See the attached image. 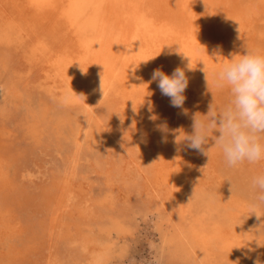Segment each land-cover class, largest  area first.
<instances>
[{
  "label": "bare ground",
  "instance_id": "bare-ground-1",
  "mask_svg": "<svg viewBox=\"0 0 264 264\" xmlns=\"http://www.w3.org/2000/svg\"><path fill=\"white\" fill-rule=\"evenodd\" d=\"M25 1L44 24L60 22L65 30L62 33L65 43L58 49L61 48L62 56L53 62L63 68L69 99L79 108L64 111L58 116L57 126L79 144L84 138H96L102 131L98 103L102 76L104 90L114 87L123 102L132 105L135 97L144 98L155 88L151 66L162 52L167 57V75L177 67L184 68L189 80L186 92L195 97L194 103L200 101L202 105H198L206 111L213 103L219 112L232 99L227 87L215 88L219 69L232 58L246 54V48L264 56V30L258 28V23L264 21V0H140L142 5L138 0ZM177 50L191 56L192 71H187L186 62L175 54ZM205 68L210 88L205 83V71H202ZM47 69L50 70L49 65ZM184 123L163 132L160 130L163 126L158 124L141 156L143 163L132 159L123 172L124 175L131 172L128 176L135 179L142 175L154 196L162 199V204L156 207L168 220L163 253L186 264H264L261 236L264 206L256 209L261 215L259 219L251 215L256 194L252 180L264 173V160L229 167L211 138L206 146L211 158L187 149L183 143L177 145L174 143L177 137L182 139L192 132V123ZM4 135L5 130L0 126V141ZM72 174L66 173L58 181L51 236L58 229L64 232V225H67L65 238L75 235L70 228L74 213L70 208L64 209V201L71 189L84 194L86 188L83 183L75 185ZM11 185L0 159V264H8L1 245L19 227L14 225L18 221H13L14 212L3 196ZM97 216L92 211L84 229L80 226L86 264H106L110 257V238L101 242L90 223ZM109 221V230H126L119 220L110 217Z\"/></svg>",
  "mask_w": 264,
  "mask_h": 264
},
{
  "label": "rangeland",
  "instance_id": "rangeland-1",
  "mask_svg": "<svg viewBox=\"0 0 264 264\" xmlns=\"http://www.w3.org/2000/svg\"><path fill=\"white\" fill-rule=\"evenodd\" d=\"M138 3L142 5L140 0ZM53 23L44 24L25 0H0V126L5 130L0 141V159L12 184L3 196L14 212L13 221H18L14 225L19 226L6 244L1 245L4 259L8 264H68L72 261L86 264L80 226L84 229L93 211L98 213L90 222L94 234L101 242L108 238L111 241L106 264H186L162 251L164 232L168 228V220L156 207L162 204V199L154 196L142 175L135 179L130 177L131 172L125 175L123 172L132 159L143 163L148 140L157 131L158 124L163 129L184 122L190 124L193 114L207 120L208 111L202 109L200 101L194 103L195 97L185 91L184 109L188 115L181 114V109L171 107L169 99L161 95L157 83L141 100L135 97L132 105L123 102L114 87H106L105 95L98 96L100 135L77 143L57 126L58 116L79 106L69 99L63 68L53 62L62 56L61 48L65 43L62 38L65 30L60 22ZM258 25L264 30V21ZM164 55L157 54L152 73L156 69L168 73ZM259 135L263 143L264 133ZM71 172L74 184L83 183L86 188L84 194L71 189L64 201V209L70 208L74 213L70 228L75 235L65 238L67 225H64V232L58 229L51 236L58 181ZM110 217L122 222L126 230H109ZM261 221L264 238V214Z\"/></svg>",
  "mask_w": 264,
  "mask_h": 264
},
{
  "label": "clouds",
  "instance_id": "clouds-1",
  "mask_svg": "<svg viewBox=\"0 0 264 264\" xmlns=\"http://www.w3.org/2000/svg\"><path fill=\"white\" fill-rule=\"evenodd\" d=\"M246 49V54L239 59L232 58L230 63H225L216 73L215 88L227 87L232 97L230 103L219 112L215 110L213 103L210 104L209 111L205 115L207 120L193 114L191 134H185L182 139L177 137L174 140L177 145L183 143L187 149L211 158L209 147H206L211 138L214 145L222 151L229 167H235L245 161L253 164L264 160V143H261L259 135L264 133V56L254 53L249 48ZM175 54L182 62H186L187 71L194 69L191 66V56L180 50ZM202 71H205L206 86L210 88L206 68ZM151 79L157 83L161 95L169 99L170 106L181 109V114L187 116L188 112L184 109L186 99L184 93L189 80L185 69L177 67L171 75L156 69ZM101 91L104 96L103 76ZM212 93L215 99V93L213 91ZM133 110L135 111V105ZM149 111L151 112L150 104ZM160 130L165 131L163 128ZM211 133L214 135H210ZM252 186L256 194L251 205V215L255 214L259 219L261 215L256 209L264 206V173L253 178Z\"/></svg>",
  "mask_w": 264,
  "mask_h": 264
}]
</instances>
